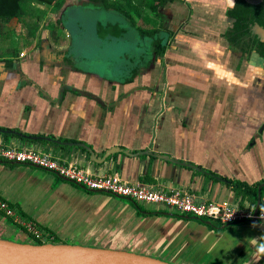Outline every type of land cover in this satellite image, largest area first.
Here are the masks:
<instances>
[{
  "label": "crops",
  "instance_id": "1",
  "mask_svg": "<svg viewBox=\"0 0 264 264\" xmlns=\"http://www.w3.org/2000/svg\"><path fill=\"white\" fill-rule=\"evenodd\" d=\"M235 2L166 5V19L154 17L152 26L165 34L164 55L125 77L93 69L94 61L103 64L98 57L67 62L69 32L53 36L39 21L33 35L21 19L0 26V141L94 176L183 189L197 202L256 210L260 201L264 208V61L243 57L228 42ZM235 182L257 186V201L239 195ZM0 202L17 216L0 212L1 240L32 238L171 264H264V225L217 233L230 225L215 221V228L214 220L90 192L27 165L0 161ZM225 234L232 251L212 261L203 238L221 244Z\"/></svg>",
  "mask_w": 264,
  "mask_h": 264
},
{
  "label": "trees",
  "instance_id": "2",
  "mask_svg": "<svg viewBox=\"0 0 264 264\" xmlns=\"http://www.w3.org/2000/svg\"><path fill=\"white\" fill-rule=\"evenodd\" d=\"M175 1L177 0H85L81 7L74 6L70 9H64L61 19L57 21V27L53 26L51 33L54 36L59 30L64 32L68 29L67 32L71 34L72 39L71 45L66 51V61L74 64L73 60L80 59V62L90 63L92 60L86 54H81L85 51L83 48H96L95 51L98 52L105 51L107 47L113 46L116 41L123 40L124 38L121 36H124L126 30L112 22H96L91 33H88V28L81 27V24L77 25L78 27L75 26L72 18L80 20V14L87 5H96L98 9L106 12H115L120 17L128 19L130 25L135 28L140 19H145L143 24H152L146 20L151 19L149 16L166 19L160 11ZM65 4L66 0H0V26L4 27L12 19L20 20L24 16L30 17L36 25H39L38 22L42 18L40 15L38 16L37 10H35L36 6H47L48 9L54 5L56 10L61 11ZM228 17L234 20L233 28L229 29L226 34L230 46L240 51L243 57L249 58L253 54L264 61V43H261L259 38L252 33V29L256 25L264 28V0H236L234 7L228 11ZM118 24L120 23L118 22ZM116 28L118 32L113 33ZM138 30L141 36L139 42L145 41L147 35H151L153 38L151 39L152 48L149 50V55L142 56V60L135 66L136 70H133L134 74L138 72L141 66L151 60L153 53L162 57L167 45V39L161 34L163 32L160 29L153 27L152 30H142L140 27ZM34 32L35 30L33 35H35ZM113 36L117 37L114 38ZM98 57L97 60L99 61L101 58ZM232 185L233 189L242 197L250 198L252 203L257 201V186L252 187L240 182H235ZM7 205L12 208L10 204ZM0 212L6 215V212L1 208ZM35 244L42 245L43 242L37 241Z\"/></svg>",
  "mask_w": 264,
  "mask_h": 264
},
{
  "label": "built area",
  "instance_id": "3",
  "mask_svg": "<svg viewBox=\"0 0 264 264\" xmlns=\"http://www.w3.org/2000/svg\"><path fill=\"white\" fill-rule=\"evenodd\" d=\"M0 161L27 165L50 172L60 179L82 187L83 189L126 199L138 204L152 205L177 211L199 220L210 219L223 225H233L256 221L264 224V208H241L229 202H197L195 197L183 189L170 191L156 190L148 186L131 184L124 181L118 174L94 176L73 163L59 161L48 154L34 149H20L7 146L0 141ZM0 208L9 217H17L15 211L6 203L0 202ZM19 222V221H18ZM27 228L37 237H41L33 224Z\"/></svg>",
  "mask_w": 264,
  "mask_h": 264
},
{
  "label": "rangeland",
  "instance_id": "4",
  "mask_svg": "<svg viewBox=\"0 0 264 264\" xmlns=\"http://www.w3.org/2000/svg\"><path fill=\"white\" fill-rule=\"evenodd\" d=\"M84 1L85 0H66V4L64 5V7L61 11L56 10L54 5L48 7V9L46 8L47 6L39 5V6H36L35 10H37L38 16L40 15L42 18V20L40 22L44 26V29H49L50 31H52L53 26L57 27V21L61 19L64 9H66V8L70 9L71 7H74V6L75 7H81L82 2H84ZM80 16H81L80 20L72 18V22L74 23L75 26L81 24V27L88 28V30H89L88 33L92 32L94 24L98 21L104 22V23L105 22L116 23L117 26L125 28V30H126L125 34H124V36H121L124 39L120 40L119 42L116 41L113 46L107 47V49L105 51L101 50L100 52H98V51H95L96 48H83V50H85V51H83V53H81V54L82 55L86 54L87 57L89 55L93 59L100 56V58L102 59L101 63H103V64H99L98 62L94 61L92 64H89V65L94 66V67H92L93 69L101 70L102 72H104L109 77L132 76L133 75V69L135 68L137 63L140 62V60H142V56L143 57L148 56L149 50H150V48H152L151 39L153 37L151 35H147L145 38V41L140 44L139 41H140L141 36L139 34L138 29L140 27H142V30H145V29L146 30L147 29L152 30V26H153L154 21H155L154 18L152 16H149L151 19H146L148 23H152L150 25L147 23L143 24V21L145 19H140L139 21H137V25L134 28L130 25V21L128 19H126L124 17H120L115 12H106L102 9H98L96 7V5H87V7L82 12V14H80ZM145 17H147V16L145 15ZM21 20L25 21L26 24H28L29 27L33 31L38 29V25H36V23H34L35 21H32L30 19V17L24 16L23 18H21ZM118 22L120 24H118ZM147 26H149V27H147ZM67 30L68 29H66L65 32H67ZM117 32H118V29L116 28L113 31V33H117ZM162 35L165 36L164 33ZM78 37H81V35H78ZM113 37L116 38L117 36H113ZM133 41H135V43L138 42L137 44L140 45L137 50H136V47L134 49V46H132L131 44L128 43V42H133ZM18 52H19V50H18ZM98 64H99V66H98ZM135 70H136V68L134 69V71ZM142 206L144 208H148L146 205H142ZM195 222H197V224H199V225L203 224L200 221H195ZM240 224H252V223L246 222V223H240ZM212 225L216 228V226L218 224L215 221H213ZM236 225H239V224H233V225L228 226L227 228H221V229L218 228V229H216V232L217 233H222V232L228 233V231L230 230V227H233ZM256 225L258 226V225H264V224L259 223ZM227 235L228 234L224 235V238H222V240L220 241L221 244H219V242L217 240L213 241L211 237L205 236L203 238V242H202L201 246H203V251L208 255V257L211 259L213 258L212 261L216 260V256L227 254L228 252L232 251L230 249V247L228 246L229 237ZM206 237L208 239H210V240H208V242L206 240ZM10 241H14L17 243H23L27 240L18 239L15 236H13ZM28 242L33 243L34 240L32 238H30V239H28ZM57 242L58 241H56V243ZM212 243H214V244H212Z\"/></svg>",
  "mask_w": 264,
  "mask_h": 264
},
{
  "label": "water",
  "instance_id": "5",
  "mask_svg": "<svg viewBox=\"0 0 264 264\" xmlns=\"http://www.w3.org/2000/svg\"><path fill=\"white\" fill-rule=\"evenodd\" d=\"M253 33L264 43V29ZM258 202L256 212L260 208ZM259 224L256 221L249 222ZM0 264H171L148 256L109 249L46 243L21 244L0 239Z\"/></svg>",
  "mask_w": 264,
  "mask_h": 264
},
{
  "label": "flooded vegetation",
  "instance_id": "6",
  "mask_svg": "<svg viewBox=\"0 0 264 264\" xmlns=\"http://www.w3.org/2000/svg\"><path fill=\"white\" fill-rule=\"evenodd\" d=\"M72 5H73V4H72ZM82 5H83V2H82ZM162 34H163V33H162ZM143 42H144V41H143ZM143 42H140V44L143 43ZM137 43H138V42L135 43V41H133V42H131V43H129V44H131L132 46H134V49H135V47H136V50H137L138 47L140 46V45H138ZM154 55H155V54L153 53L151 59L154 58ZM133 70H134V69H133Z\"/></svg>",
  "mask_w": 264,
  "mask_h": 264
},
{
  "label": "clouds",
  "instance_id": "7",
  "mask_svg": "<svg viewBox=\"0 0 264 264\" xmlns=\"http://www.w3.org/2000/svg\"><path fill=\"white\" fill-rule=\"evenodd\" d=\"M259 251L264 253V247L260 248Z\"/></svg>",
  "mask_w": 264,
  "mask_h": 264
}]
</instances>
